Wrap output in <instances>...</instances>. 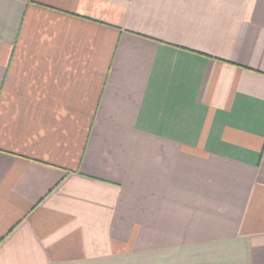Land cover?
<instances>
[{"label": "crops", "instance_id": "1", "mask_svg": "<svg viewBox=\"0 0 264 264\" xmlns=\"http://www.w3.org/2000/svg\"><path fill=\"white\" fill-rule=\"evenodd\" d=\"M0 264H264V0H0Z\"/></svg>", "mask_w": 264, "mask_h": 264}]
</instances>
